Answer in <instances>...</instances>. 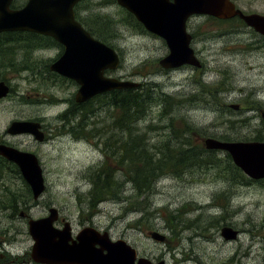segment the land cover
Returning <instances> with one entry per match:
<instances>
[{"label":"rangeland","instance_id":"rangeland-1","mask_svg":"<svg viewBox=\"0 0 264 264\" xmlns=\"http://www.w3.org/2000/svg\"><path fill=\"white\" fill-rule=\"evenodd\" d=\"M253 7L264 9V0H256ZM119 8L97 0L98 38L106 39L121 56L118 67L106 70V75L152 83L169 100V109L162 115L163 103H151L145 118L137 122L138 132L146 131L148 147L186 139L202 148L203 156L213 163L187 167L179 174L169 172L156 181L153 191L142 194L126 181L125 163L123 170L116 171L119 182L115 186L128 199L92 201L93 181L108 160L99 141L103 135H111L114 141L126 138L127 133L111 126L114 108L101 106L108 99L103 95L84 107L85 113L92 109L86 120L82 112L71 121L90 122L87 127L94 130V140L83 132L72 133L74 137L68 134L61 115L73 108L78 85L72 79L64 81L48 73L54 71L50 65L57 58L48 66L47 58H55L56 50L18 48L16 61L26 54L29 67H23L25 63L0 65V76L13 87L0 99V135L14 119L42 118L50 139L36 147L45 185L36 199L17 165L19 174L9 167L0 170V229H9L13 238L9 245L18 253L28 249L26 255L30 253L31 257L33 239L28 219L20 217L17 209L11 217L9 211H1L5 205L21 204L29 219L44 216L54 207L75 232L91 223L101 227L99 231H107L110 239L125 240L138 256L154 264H264V180L251 183L243 172L244 180H234L236 166L228 153L204 146L208 137L230 141L247 140L256 134L264 137L263 37L245 27L197 17L193 19L191 31L196 37L191 46L200 66L163 69L158 61L168 53L165 40ZM33 74L41 78L36 80ZM150 122L166 126L152 130L146 127ZM184 123L194 130L185 128ZM7 139L33 150L29 135ZM119 154L112 148L109 160H116ZM108 176L111 178V171ZM133 198L138 201L136 206L131 205ZM81 214L94 216L82 220ZM54 225L62 228L58 222ZM224 226L237 230L236 238L225 239L221 234ZM152 231L163 235L164 240L154 239Z\"/></svg>","mask_w":264,"mask_h":264},{"label":"water","instance_id":"water-1","mask_svg":"<svg viewBox=\"0 0 264 264\" xmlns=\"http://www.w3.org/2000/svg\"><path fill=\"white\" fill-rule=\"evenodd\" d=\"M74 1L76 0H64L66 10L65 15L59 17L64 22L61 25L59 19L41 17L38 20L30 16L28 5L19 10H10V0H0V31L32 29L51 34L62 42L65 45V51L50 65V69L74 80L79 85L74 95V99L78 103H84L92 97L110 90L138 87L140 83L137 81L105 74L106 70H114L119 65L120 58L114 47L99 39L89 38L85 32L65 34L50 29L79 28L73 19L71 10H68ZM116 1L120 5L128 7L146 30L165 40L168 53L158 61L164 69L176 68L184 64L200 66V62L190 46L191 35L185 28V19L192 14L211 15L224 19L238 15L249 27L264 37V15L244 14L236 9L230 0H183V2L176 3V9L170 8L171 10H169L166 7L168 9L163 10L164 12L162 10L159 12V6L153 1L149 5L147 3H131L128 0ZM49 21L55 23L48 24ZM67 36H72L77 40L65 41L64 38ZM86 36L90 41H82ZM8 90L5 82L1 81L0 98L6 96ZM233 107L237 109L238 105ZM39 128L40 123L34 120H16L11 123L8 132H27L33 134L36 139L42 140L43 134ZM204 146L206 149H220L228 152L233 163L249 177L264 178V141H227L208 137L204 139ZM0 155L14 161L19 166L32 190L33 198L36 199L45 188L42 169L36 156L3 144H0ZM54 219L55 210L50 208L47 217L29 221V233L34 240L31 255L37 261L54 264H151L150 260L145 257L138 258L135 263L136 250L123 239L110 240L107 233L99 235L91 230H83L77 236V242L73 240V244L68 245V238L62 236V232H56V229L52 228ZM221 234L225 239H233L236 238L237 230L230 226H224ZM58 236L60 237L58 238ZM151 236L160 241L165 238L155 231L151 232ZM159 264H163V262Z\"/></svg>","mask_w":264,"mask_h":264},{"label":"flooded vegetation","instance_id":"flooded-vegetation-1","mask_svg":"<svg viewBox=\"0 0 264 264\" xmlns=\"http://www.w3.org/2000/svg\"><path fill=\"white\" fill-rule=\"evenodd\" d=\"M128 1L131 3H141V4H143V3L146 4L147 2H148L147 4H150L153 1L159 6V12H161V10L163 11V10H166L168 8H169V10H171L170 8L176 9V6H177L176 3L177 2H183V0H128ZM230 1L234 4V7L236 9L240 10L244 14L257 13V14L264 15V9L253 7V4L256 0H230ZM100 2L101 3H107V4H109V6L117 4L118 6L121 7L119 9H121V11H123L122 12L123 14H125L128 17L134 18V19L136 18L135 15L133 14V12H131L128 9V7L120 5L119 3L116 2V0H100ZM26 5H28V11H29L30 16H33L34 18H37L38 20L41 19V17L46 18V19H53V20L59 19V23L61 25H63L64 22L59 17L62 15H65L66 6H65L64 0H60V1L59 0H11L9 8L12 10H19ZM161 6H162V8H161ZM166 7H168V8H166ZM68 10L69 11L71 10V12L73 14V19L75 20L76 24L79 25V28L78 29H72V28L66 29L64 27H60L58 29L50 28L51 30L63 32L65 34L66 33L72 34L75 32H85L88 34L89 38H91V39L92 38H94V39L98 38L97 37V30H96L97 0H76L71 4L70 7H68ZM197 17H204V18L209 17L210 20L222 22V23L228 25L229 27H233L235 25L236 27H245V29H249V30L255 32V30L252 27L247 26V24L244 22V20L242 18H240L238 15L231 17V18L222 19V18H216L214 16L192 14V15L187 16V18L185 19V28L191 34V42L196 37L195 32L191 31V29H192L193 19L197 18ZM47 23L53 24L55 22L49 21ZM57 25H59V24H57ZM64 40L65 41H74L77 39L72 37V36H67L64 38ZM87 40L90 41V39H88L87 36H86V38L82 39V41H84V42H88ZM101 41H103V40H101ZM261 45L264 46V42H262ZM18 48H23L27 51H36V50L45 51V50H52V49L56 50V54H55L56 57L55 58L54 57L47 58V61H46V62H48L47 66L50 65V63L53 62L56 58L60 57V55H62L63 52L65 51V45L62 42H60L59 40H57L56 38H54L51 34H48V33L40 32V31H36V30H32V29H27V30H24V29H7V30L0 31V59H1L0 65H1V63L10 64V65H17V64L25 63V65L23 67L28 68L29 65L27 62L30 59V57L28 55L25 54L21 61H16L15 53H16ZM202 66H203V63L201 65V67ZM48 73L51 76L60 78L64 81H66V80L72 81V80L58 74L57 72L48 71ZM33 78L36 80H39L41 77L33 74ZM1 81L5 82L9 86V93H8V95H9L13 91V87H11V85L7 81H5L2 76H0V82ZM91 101H92V99H90L84 103H77L75 101L74 102L75 107L72 109L69 107L61 115V117L64 118V122H66V124H67L66 130H69L68 134H70L72 137H74L73 134L77 135L78 132H83V133L87 134L85 137L90 136L94 140V138H95V134L93 133L94 130L91 127L90 128L87 127V124L91 125V123L85 121L87 116H88L87 114H90V113L89 112L85 113V111H84V107L87 104H90ZM82 112H83V116H84L85 120L83 119L81 121V123L72 124L71 123L72 118L74 117V120H77V118H79V116H80V113H82ZM30 119H32L34 121H38L40 123V129L39 130L43 134V140L42 141L36 140L35 136L32 135L31 133H15V134H13V133L8 132V127L12 121L30 120ZM12 121L9 123L8 127L6 128L5 134L0 135V144L19 149L20 151L34 152L37 155L36 147L38 145L44 144L45 141L50 139V134L47 130V126L45 125L43 119L42 118H27V119L20 118V119H14ZM72 125L74 127V130H72ZM24 135L31 136V139L34 142V144L32 145V147H33L32 149L34 151L30 150L29 147L24 146L23 144L11 142L7 139V137L15 138V137H20V136H24ZM37 157H38V155H37ZM0 159H4L2 157V155H0ZM251 183H253V182H251ZM90 196H91V193H90ZM90 199L93 201V199L91 197H90ZM23 205L26 208L28 206L27 203H23ZM2 208H3V210H1V211H4V212L9 211L10 212L8 214L9 217L15 215V209H17L16 211L17 212L19 211L20 217H22L24 219H29L28 218L29 215L27 213V210L25 208H23L21 204L5 205ZM94 212H95V210H94ZM92 216H94V215L93 214H86V215L81 214L80 218L82 220L84 218L90 219ZM40 217H43V216H40ZM55 222H58L61 225V227L64 225L65 228L63 229V231L69 233L72 239H74L76 234L84 227L94 228V229H98V230L102 229L101 227L94 226L91 223L87 226H83L81 229H79L75 232L73 225L69 222L68 219L62 217L61 214L58 213V209H57V211H55L54 223ZM55 227L58 228V230H60V227H57V226H55ZM93 231H95V230H93ZM95 232H97V231H95ZM102 232H104V231H102ZM11 239H13V238H12V236H10L9 229H6V230L0 229V264H41L42 263V262L35 261L32 258V256L30 257V253H28L26 255V253L28 252V249H25V250L21 251L20 253L13 251L12 247L9 245V241ZM18 256H22V257L18 258ZM63 264H71V263H63Z\"/></svg>","mask_w":264,"mask_h":264},{"label":"trees","instance_id":"trees-1","mask_svg":"<svg viewBox=\"0 0 264 264\" xmlns=\"http://www.w3.org/2000/svg\"><path fill=\"white\" fill-rule=\"evenodd\" d=\"M262 42H264V38ZM155 86L156 85L152 83L144 82L136 88L112 90L108 93L97 95V97H103V95L108 97L106 101H103L101 106L109 105L114 108L110 114L112 117L110 124L112 127L126 132L127 137L117 138L113 141L111 135L107 138L106 135H103L104 138L99 141L102 144L104 155L108 160L99 167L96 175L97 179L93 181L90 197L94 202H99L107 198L115 200L121 198L128 199L123 193L117 191L118 189L115 186V184L119 182V180L116 179V171L123 170L125 163L127 165L125 179L132 184L133 188L139 194L146 191H153L156 181L169 172L179 174L187 167L204 163H213L203 156L204 150L202 148H196L190 145L186 139H184L185 141L178 140L176 144L165 143V145L157 144L152 147L150 146L152 149L147 146V141L144 137L146 136V131L140 129L138 132L139 128L137 122L139 123L145 118L153 102L163 103V110L160 115L167 113L169 109L167 106L169 100L162 97ZM206 87L210 90L208 85H206ZM212 95L214 97L216 96L215 94ZM252 103H258V101L253 100ZM91 111L92 109L90 108L86 109L87 113ZM174 118L175 117H172L171 121L174 120ZM171 125L172 123H169V127ZM165 126L166 124L158 126L152 122L146 125L147 128L152 130L164 128ZM184 126L187 129L192 128L186 123H184ZM179 137L180 135L177 136V139ZM226 139L227 138H224V140ZM248 139L264 140V137L256 134ZM112 148L120 151V154L116 160L110 161L108 151ZM227 157L230 158L228 154ZM6 162V160L0 159V166H5ZM233 170L235 175L234 180H244V175L238 167L233 168ZM110 171L111 178L108 176ZM137 203L138 201L136 199L135 202L131 201L132 206L134 204L136 206ZM172 232L174 235L175 231L173 228Z\"/></svg>","mask_w":264,"mask_h":264},{"label":"bare ground","instance_id":"bare-ground-1","mask_svg":"<svg viewBox=\"0 0 264 264\" xmlns=\"http://www.w3.org/2000/svg\"><path fill=\"white\" fill-rule=\"evenodd\" d=\"M77 90H78V88H77ZM227 140V139H226ZM32 258H33V256H32ZM34 259V258H33ZM35 260V259H34ZM35 261H37V260H35ZM38 262H40V261H38Z\"/></svg>","mask_w":264,"mask_h":264}]
</instances>
